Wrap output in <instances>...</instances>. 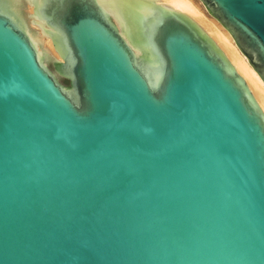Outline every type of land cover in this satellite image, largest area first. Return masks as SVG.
Here are the masks:
<instances>
[{
    "label": "water",
    "instance_id": "95a60500",
    "mask_svg": "<svg viewBox=\"0 0 264 264\" xmlns=\"http://www.w3.org/2000/svg\"><path fill=\"white\" fill-rule=\"evenodd\" d=\"M199 1L264 82V0ZM0 264H264V112L189 14L0 0Z\"/></svg>",
    "mask_w": 264,
    "mask_h": 264
},
{
    "label": "bare ground",
    "instance_id": "6f19581e",
    "mask_svg": "<svg viewBox=\"0 0 264 264\" xmlns=\"http://www.w3.org/2000/svg\"><path fill=\"white\" fill-rule=\"evenodd\" d=\"M165 4L189 14L213 37L217 44L223 49L227 57L233 63L237 71L244 77L249 88L253 92L257 102L264 112V82L254 68L248 62L246 56L239 50L231 34L215 18L207 17L195 0H161ZM39 31L43 38V46H46L53 55L51 41L43 35L36 24L31 26Z\"/></svg>",
    "mask_w": 264,
    "mask_h": 264
},
{
    "label": "rangeland",
    "instance_id": "374dc122",
    "mask_svg": "<svg viewBox=\"0 0 264 264\" xmlns=\"http://www.w3.org/2000/svg\"><path fill=\"white\" fill-rule=\"evenodd\" d=\"M195 2L200 6L201 10L206 14V16H207V17H210V16L206 13V11H205V9H204L202 3H201L199 0H195ZM210 18H211V17H210Z\"/></svg>",
    "mask_w": 264,
    "mask_h": 264
}]
</instances>
